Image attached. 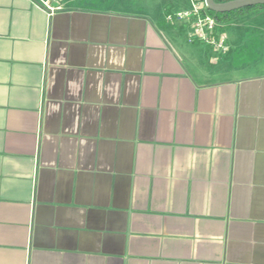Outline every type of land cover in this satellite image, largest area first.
<instances>
[{"label":"crops","instance_id":"crops-1","mask_svg":"<svg viewBox=\"0 0 264 264\" xmlns=\"http://www.w3.org/2000/svg\"><path fill=\"white\" fill-rule=\"evenodd\" d=\"M193 1L0 0V264H264V8Z\"/></svg>","mask_w":264,"mask_h":264},{"label":"built area","instance_id":"built-area-1","mask_svg":"<svg viewBox=\"0 0 264 264\" xmlns=\"http://www.w3.org/2000/svg\"><path fill=\"white\" fill-rule=\"evenodd\" d=\"M165 21L170 26L177 24L185 26L186 40L189 44H203L209 47L213 54L228 51L223 26L209 13L204 0H194L188 11L167 14Z\"/></svg>","mask_w":264,"mask_h":264},{"label":"water","instance_id":"water-1","mask_svg":"<svg viewBox=\"0 0 264 264\" xmlns=\"http://www.w3.org/2000/svg\"><path fill=\"white\" fill-rule=\"evenodd\" d=\"M207 9L216 14L230 13L244 8L264 6V0H230L216 3L214 0H204Z\"/></svg>","mask_w":264,"mask_h":264},{"label":"trees","instance_id":"trees-1","mask_svg":"<svg viewBox=\"0 0 264 264\" xmlns=\"http://www.w3.org/2000/svg\"><path fill=\"white\" fill-rule=\"evenodd\" d=\"M216 3H223V2H227V1H230V0H214ZM259 8H264V6H256V7H251V8H244V9H241V10H237V11H234V12H230V13H224V14H216V13H213V12H210L209 13L217 20L219 21L220 23L222 24H228L230 21H232V19L238 15V14H241V13H244V12H247L249 10H253V9H259Z\"/></svg>","mask_w":264,"mask_h":264}]
</instances>
